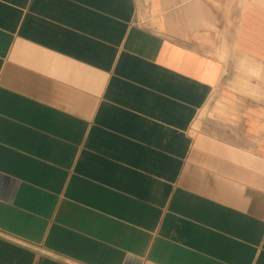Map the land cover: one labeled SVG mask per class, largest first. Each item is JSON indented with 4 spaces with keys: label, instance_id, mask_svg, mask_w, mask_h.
<instances>
[{
    "label": "crops",
    "instance_id": "0c3cea01",
    "mask_svg": "<svg viewBox=\"0 0 264 264\" xmlns=\"http://www.w3.org/2000/svg\"><path fill=\"white\" fill-rule=\"evenodd\" d=\"M263 7L0 0V264H264Z\"/></svg>",
    "mask_w": 264,
    "mask_h": 264
},
{
    "label": "rangeland",
    "instance_id": "374dc122",
    "mask_svg": "<svg viewBox=\"0 0 264 264\" xmlns=\"http://www.w3.org/2000/svg\"><path fill=\"white\" fill-rule=\"evenodd\" d=\"M260 3H264V0H259ZM260 6L262 7L263 4H260ZM264 8V7H263ZM239 75H241L244 78V83H241V86L239 87V91L240 92H244L245 94H251V86H250V80L252 78L255 79H262L264 76V73L260 71V73L258 72H253L252 68L250 67H241L238 69ZM214 102H216V104L218 105V103H223L227 102V100L221 99V94L218 93V95L216 96V98H214L213 100Z\"/></svg>",
    "mask_w": 264,
    "mask_h": 264
}]
</instances>
